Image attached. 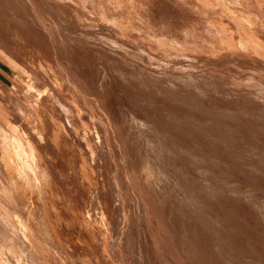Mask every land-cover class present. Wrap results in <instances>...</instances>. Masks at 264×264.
Returning <instances> with one entry per match:
<instances>
[{"label": "rangeland", "instance_id": "374dc122", "mask_svg": "<svg viewBox=\"0 0 264 264\" xmlns=\"http://www.w3.org/2000/svg\"><path fill=\"white\" fill-rule=\"evenodd\" d=\"M238 22L264 39V0H0V264L28 211L45 264L81 216L95 264H264V54Z\"/></svg>", "mask_w": 264, "mask_h": 264}, {"label": "bare ground", "instance_id": "6f19581e", "mask_svg": "<svg viewBox=\"0 0 264 264\" xmlns=\"http://www.w3.org/2000/svg\"><path fill=\"white\" fill-rule=\"evenodd\" d=\"M251 23V22H250ZM251 24H254V23H251ZM238 25V28L241 29L242 31V34H241V43L242 45H244V48H246V46H248L249 44H252L255 49L259 50L260 52H262L264 54V39H263V36L260 37L258 35H256L254 32L248 30L250 28H247L245 26V24H242L240 25V23L238 22L237 23ZM255 25V24H254ZM251 26V25H250ZM253 30V29H252ZM239 32V31H238ZM239 34V33H238ZM233 40H237V39H234ZM233 42V41H232ZM240 43V45H241ZM233 44V43H232ZM230 44V45H232ZM237 44V43H236ZM239 45V43H238ZM251 45V46H252ZM237 46V45H236ZM234 47V46H233ZM241 47V46H240ZM250 47V46H249ZM253 47V48H254ZM236 48V47H234ZM239 48V47H238ZM241 49V50H240ZM238 50L242 51V48H240ZM237 50V49H236ZM246 51V50H244ZM243 52V51H242ZM249 52V51H248ZM245 53V52H244ZM249 54V53H248ZM252 55V54H251ZM259 56V55H258ZM241 94V93H240ZM246 94V93H245ZM248 98V97H247ZM243 99V98H242ZM253 101V100H252ZM250 102V101H249ZM261 104V103H260ZM263 104V103H262ZM244 106V105H243ZM263 107V106H262ZM244 109V108H243ZM262 109V108H261ZM264 110V109H263ZM258 111V110H257ZM262 111V110H261ZM221 113V112H220ZM230 125V124H229ZM33 152V151H32ZM28 155L30 156V153H28ZM264 170V169H263ZM7 171L12 173V176L10 177L11 178V181H12V186L13 187H19V188H24L25 187V183L24 181H22L20 179V176H19V170L13 166H8L7 168ZM26 170L24 169V172ZM264 174V172H263ZM149 183V182H148ZM151 184V183H150ZM264 184V182H263ZM12 194H10V198L12 199V201L14 202V204H18L17 200L15 199L14 196H11ZM25 201L23 202L24 205H27V201H31L32 203L34 202V198L31 197V196H27V199H24ZM30 202V203H31ZM87 216V215H86ZM89 217V216H88ZM94 217V216H93ZM14 220H15V225L13 226V232H11L12 234V237H14V244H20L22 245V248L24 250V252H21V253H18L17 256V262L19 264H22V262L24 261L26 264V262L28 264H45V263H41L38 259V261H35V254L39 251V248H38V243H39V236H38V232L41 231L42 232V228L40 226H38V224L42 223L43 221V216L42 217H39V216H36L34 213H32V211H28V213L25 214L24 218H22L20 215H14ZM66 219V218H65ZM98 219V218H97ZM169 220V219H168ZM73 221H75V223L73 224L72 223V228H73V232L72 234H70V232L68 230L65 229L64 225L61 224L60 225H54V227H47V230L48 231H51L52 232V240L55 241L56 240V243H58L56 245L55 248V256L57 257L58 261L61 262V264H77L76 263V260L77 258L78 259H81V260H87V263L88 264H95L93 261L94 260H91L88 256H84L83 254V251H88L87 250V245L85 246V243H82V236L85 235V233L87 232H90L91 233V230L94 229V223L93 221H91L90 219L88 218H84L83 216H81V224L79 222V225H78V222L76 220V217H74ZM59 222V221H58ZM97 222V221H96ZM99 222V221H98ZM164 222V221H163ZM116 223V222H114ZM171 223V222H170ZM99 225V223H97ZM108 224V222H107ZM165 224V223H164ZM110 225V223H109ZM116 225V224H115ZM114 225V226H115ZM163 225V224H162ZM60 226V227H59ZM113 226V227H114ZM108 227V225H107ZM106 227V229H107ZM112 227V229H113ZM174 227V226H173ZM231 227V226H230ZM60 228V229H59ZM110 228V227H109ZM165 228V227H164ZM167 229V228H166ZM233 229V228H232ZM84 230H86L87 232H84ZM108 230H111V229H108ZM107 230V231H108ZM114 230V229H113ZM165 230V229H164ZM180 230V229H179ZM177 231V230H176ZM233 231V230H231ZM113 232V231H112ZM111 232V233H112ZM165 233L166 230L164 231ZM164 233V234H165ZM175 234V233H174ZM98 235V234H97ZM109 235V233H108ZM113 235V234H112ZM179 235V234H178ZM72 236V237H71ZM73 236L74 238L76 237V241H73L71 240V238L73 239ZM103 236L105 237L106 235H104L103 233ZM84 237V236H83ZM89 238V237H88ZM91 238V237H90ZM93 238V237H92ZM110 238H111V235H110ZM264 238V237H263ZM177 239V238H176ZM233 239V238H232ZM87 240V239H86ZM93 240V239H92ZM96 240V239H94ZM155 240V239H154ZM84 241V239H83ZM51 242V241H49ZM85 242V241H84ZM109 242V241H108ZM183 242V241H182ZM78 243V250H80V256H78L77 258L73 255H71L69 252H68V246H72L74 247V244ZM89 243V242H87ZM180 243V242H179ZM183 246V245H182ZM170 248V246H168ZM172 247V246H171ZM243 247V246H242ZM239 248V247H238ZM70 249V248H69ZM169 250H174V249H169ZM76 251V250H75ZM180 253L178 255V252H177V256L176 257H179V260L181 261V264H185L186 263V256H187V253L184 252L182 249H179ZM253 251V250H252ZM72 252V251H71ZM171 252V251H170ZM173 253V252H172ZM14 254V253H13ZM16 254V253H15ZM253 254V253H252ZM251 255V254H250ZM167 257V256H166ZM166 257L163 258V260L166 261ZM249 257V256H248ZM168 258V257H167ZM175 258V257H174ZM246 259V258H244ZM243 259V260H244ZM249 259V258H248ZM254 259V258H253ZM23 260V261H22ZM178 260V259H177ZM178 260V261H179ZM256 260V259H255ZM164 261V262H165ZM259 261V260H258ZM176 262V260H175ZM256 262V261H255ZM262 262V261H260ZM46 263H50V264H58V263H55L54 260L52 259H49L46 261ZM169 263V261L167 260V264ZM166 264V262H165ZM176 264H178L176 262ZM180 264V262H179Z\"/></svg>", "mask_w": 264, "mask_h": 264}, {"label": "crops", "instance_id": "0c3cea01", "mask_svg": "<svg viewBox=\"0 0 264 264\" xmlns=\"http://www.w3.org/2000/svg\"><path fill=\"white\" fill-rule=\"evenodd\" d=\"M7 75L5 64L0 60V88L6 86Z\"/></svg>", "mask_w": 264, "mask_h": 264}]
</instances>
